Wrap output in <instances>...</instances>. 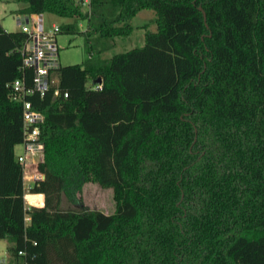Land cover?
<instances>
[{
    "label": "trees",
    "instance_id": "16d2710c",
    "mask_svg": "<svg viewBox=\"0 0 264 264\" xmlns=\"http://www.w3.org/2000/svg\"><path fill=\"white\" fill-rule=\"evenodd\" d=\"M20 1L16 12L71 16L61 31L81 34L87 55L56 68L57 97L52 88L29 96L44 113L43 161L31 165L44 177L24 196L14 152L22 106L6 82L20 75L25 33L0 23L7 260L264 264V0H90L85 9L79 0ZM142 8L155 11L157 29L102 57ZM86 181L112 188V212L62 204Z\"/></svg>",
    "mask_w": 264,
    "mask_h": 264
},
{
    "label": "built area",
    "instance_id": "2783aa9c",
    "mask_svg": "<svg viewBox=\"0 0 264 264\" xmlns=\"http://www.w3.org/2000/svg\"><path fill=\"white\" fill-rule=\"evenodd\" d=\"M79 1L87 7L90 0ZM41 16L42 13L35 12L14 14L18 29L25 33V39L19 47L20 75L6 82L9 98L20 102L22 106L24 140L21 143L24 151L16 154V157L23 166V179L30 176L32 181L44 177L41 170L32 171L33 168H31L33 162L43 161V142L39 137L44 113L34 106L29 96L38 93L42 97L50 88H52L53 99L60 93L57 86L58 76H54V73H57L56 68L60 65L57 33L61 31V28L60 24L54 22L51 26H45L42 18L40 19ZM93 86L100 88L101 83L97 82ZM67 94V91L63 92L64 97ZM3 264H8L6 259L3 260Z\"/></svg>",
    "mask_w": 264,
    "mask_h": 264
},
{
    "label": "rangeland",
    "instance_id": "374dc122",
    "mask_svg": "<svg viewBox=\"0 0 264 264\" xmlns=\"http://www.w3.org/2000/svg\"><path fill=\"white\" fill-rule=\"evenodd\" d=\"M1 2L2 1L0 0V3ZM81 5L83 6L82 8H86L85 4ZM41 18L42 21L45 23V26H51L52 22L61 24L63 22L73 20L71 16H60L50 11L44 12L40 19ZM131 22L133 25V32H131L127 36L117 37V39L115 38V45L112 48L101 52L102 57H110L115 52L142 44L145 29L153 31L157 29L156 13L151 8H142L138 10L136 14L131 18ZM84 25L85 24H82L80 28H85ZM4 26L9 30L18 29V25L16 24V20L13 17V14L10 12V9H7L6 16L4 18ZM139 32L141 34L140 40H138L137 38ZM57 41L59 44V62L61 65L70 63H80L86 57V47L84 44V38L81 34L60 31L59 33H57ZM54 76H57V73H54ZM88 84L92 85L91 81H89ZM23 151L24 148L21 142L15 144V154L23 153ZM23 181L25 186V192L29 191L30 185L33 182L32 179L29 176V178H24ZM62 204L64 206L70 205L71 207L76 206L85 209H99L106 213L112 212L115 206L112 188L103 187L95 181H86L82 184L80 190L76 191L74 194L64 195ZM27 220L28 218H26V221ZM4 254L5 253L3 251V242H0V257L4 256ZM7 263L12 264L10 260H7Z\"/></svg>",
    "mask_w": 264,
    "mask_h": 264
},
{
    "label": "crops",
    "instance_id": "0c3cea01",
    "mask_svg": "<svg viewBox=\"0 0 264 264\" xmlns=\"http://www.w3.org/2000/svg\"><path fill=\"white\" fill-rule=\"evenodd\" d=\"M2 2L0 3L1 4V8H0V23L2 25V27L9 31V29H7L5 26H4V18L6 16V12H7V9H10V12L13 14V17H14V14L16 13V11H18L19 8L23 7L25 5V2L24 1H20V0H1ZM46 12V11H45ZM44 13V12H43ZM42 13V14H43ZM15 18V17H14ZM16 20V19H15ZM82 24H84V22H80L79 25L82 26ZM84 27V26H83ZM82 27V28H83ZM84 29V28H83ZM140 31V30H139ZM133 32V30L131 31ZM137 38L138 40L141 39V34L140 32L138 33L137 35ZM117 39V37H116ZM143 40H144V34H143ZM31 192V191H30ZM28 191L25 192L24 196L27 195V194H32ZM40 195V194H38ZM44 200V195L42 193V198L41 200L38 199V203H42V201ZM26 203L27 204H33V205H39L36 201H27L26 200ZM1 241L0 242H3V251H4V256L0 257V258H3V259H6L7 260V256H8V253H7V250H6V247L9 243L8 239L6 238H0ZM5 247V248H4Z\"/></svg>",
    "mask_w": 264,
    "mask_h": 264
},
{
    "label": "water",
    "instance_id": "95a60500",
    "mask_svg": "<svg viewBox=\"0 0 264 264\" xmlns=\"http://www.w3.org/2000/svg\"><path fill=\"white\" fill-rule=\"evenodd\" d=\"M197 8L201 11V13H202V17H203V20H205L204 11L202 10L201 6H200V5H197ZM97 81H98V82L100 81V77H98Z\"/></svg>",
    "mask_w": 264,
    "mask_h": 264
},
{
    "label": "bare ground",
    "instance_id": "6f19581e",
    "mask_svg": "<svg viewBox=\"0 0 264 264\" xmlns=\"http://www.w3.org/2000/svg\"><path fill=\"white\" fill-rule=\"evenodd\" d=\"M34 163V162H33Z\"/></svg>",
    "mask_w": 264,
    "mask_h": 264
}]
</instances>
